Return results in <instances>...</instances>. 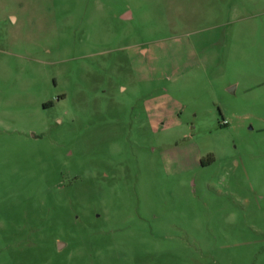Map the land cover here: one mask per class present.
<instances>
[{"label": "rangeland", "instance_id": "374dc122", "mask_svg": "<svg viewBox=\"0 0 264 264\" xmlns=\"http://www.w3.org/2000/svg\"><path fill=\"white\" fill-rule=\"evenodd\" d=\"M0 264H264V0H0Z\"/></svg>", "mask_w": 264, "mask_h": 264}, {"label": "crops", "instance_id": "0c3cea01", "mask_svg": "<svg viewBox=\"0 0 264 264\" xmlns=\"http://www.w3.org/2000/svg\"><path fill=\"white\" fill-rule=\"evenodd\" d=\"M124 16H129V13L125 14Z\"/></svg>", "mask_w": 264, "mask_h": 264}, {"label": "trees", "instance_id": "16d2710c", "mask_svg": "<svg viewBox=\"0 0 264 264\" xmlns=\"http://www.w3.org/2000/svg\"><path fill=\"white\" fill-rule=\"evenodd\" d=\"M210 160H213V158H210Z\"/></svg>", "mask_w": 264, "mask_h": 264}]
</instances>
